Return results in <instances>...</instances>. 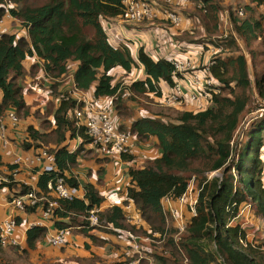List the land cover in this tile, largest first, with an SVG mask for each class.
I'll return each instance as SVG.
<instances>
[{
  "label": "trees",
  "instance_id": "1",
  "mask_svg": "<svg viewBox=\"0 0 264 264\" xmlns=\"http://www.w3.org/2000/svg\"><path fill=\"white\" fill-rule=\"evenodd\" d=\"M192 1L200 5L202 12L205 11L199 20L202 19L204 26L205 22L212 25L211 28L205 26L206 35L218 32L222 18L218 12L223 10L220 0ZM250 1L257 6L264 4V0ZM124 2L46 0L39 4H27V0H0V21L4 20L5 26L11 19L19 21L21 28L27 31V37L19 30H10L0 36V118L5 119L9 112H14L19 121L30 117L40 121L41 129L34 125L27 127L21 147L26 151L47 150L55 156L57 168L56 172L42 173L36 186H30L18 180L20 167L4 163L0 153V190L8 191V200L35 193L37 202L26 204L25 213L32 215L43 209L40 217L50 211L49 223L53 224L55 231L70 230L69 234L87 237L93 245L101 247L109 241L92 234L87 228L86 218L94 209H101L106 201L105 195L91 183L84 186L83 199H62L48 188L50 182L54 183L59 178L64 179L68 186L79 188V181L72 170L80 159L88 160L96 156L95 149L87 150L92 140L86 126L77 125L74 111L80 104L73 96L70 83L65 82L71 73V66L77 65L73 72L77 90L88 92L94 88L96 98L115 97V104L123 102L125 93L131 100L132 94L161 98L162 83L174 89L176 80L183 77L174 61L156 60L143 47L138 50L137 63L128 46L122 44L115 48L111 45L103 21L124 17ZM229 10L233 34L229 32L221 44L210 40L214 45L221 46V55H225L224 58L219 55L210 65L220 91L211 94L210 106L197 111L177 112L175 121H164L161 114L154 112L153 116L149 111H143V117H136L125 106L120 110L121 104L119 111L116 109L123 119L119 129L129 130L140 144L155 138L162 154L139 167L128 165L135 157L124 156L126 169L123 178H128L129 184L119 199L121 205L111 206L99 213L100 220H106L109 229L96 233L118 237L121 236L118 231H131L140 236H164L167 233L163 251H168L169 256L155 254L161 264H184L186 260L189 264H264V243L257 239L253 245L247 240L249 232L255 231L262 237L264 230L244 228L241 223H234L242 208L248 205L254 212L252 217L255 215L264 220V141L261 135L264 132V117L250 123L245 132L246 138L250 137L248 142L242 146L236 161L233 155L242 143L236 141V135L247 117L245 113L250 104L253 102L251 113H254L264 101V52H252L255 42H259L264 49V16L256 18L250 5L232 6ZM238 40L252 60L251 67ZM259 55L260 58H256ZM30 60L28 72L25 64ZM140 67L144 71L143 78L125 87L114 83L111 74L115 69L130 75ZM38 75H42L41 79ZM43 79L48 81L50 102L53 97L56 99L53 113L41 109L38 100H33V104L27 101L31 88H26V85ZM61 84L62 89L59 90ZM35 103L37 108L34 109L32 105ZM130 120L134 122L128 125ZM76 139H80L81 144L76 150H69L67 142ZM234 163L239 179L231 173ZM217 171L222 172L221 178L201 179L197 215L191 219L186 231L178 236V231L164 217L162 200L182 197L193 174L202 176ZM110 193L114 194L113 189ZM52 202L57 203V207H51ZM130 204L135 206L137 213L134 224L126 219L125 207ZM16 222L18 225L20 219L16 218ZM48 237V227L32 226L26 232L25 243L17 247L25 253H34ZM86 248L91 250L92 246L87 243ZM5 250L0 244V264H9ZM73 259L75 264L101 263L100 256L95 253Z\"/></svg>",
  "mask_w": 264,
  "mask_h": 264
},
{
  "label": "crops",
  "instance_id": "2",
  "mask_svg": "<svg viewBox=\"0 0 264 264\" xmlns=\"http://www.w3.org/2000/svg\"><path fill=\"white\" fill-rule=\"evenodd\" d=\"M220 3H221V6L223 7V10L221 9L218 12V14L220 18L224 16L225 21L223 25L220 22V28L218 29V32L215 31L214 32L215 34L212 33L213 35L212 34L206 35L205 26L209 25V27L211 28L212 25L209 24L208 22H205V26H204V22L202 21V19L199 20V17H201L203 13L205 14V11L202 12V10H200L199 8L200 5L196 1H192V0H174L173 5L170 6L172 10L179 12L183 18L182 26H180L179 28L173 27L171 23L167 21L166 18L159 12V10L154 11L155 16L153 18L146 20L142 23L130 24L124 20L123 16L122 17L120 16L117 18L104 20L103 26H104V29L106 31V34L109 38L111 45L115 48H119L122 44H125L126 46H128L131 49L133 59L137 63H138L137 54H138V50L141 47H143L145 51L152 58L156 60L164 58V59L174 61L178 67V70L183 75L181 79L176 80V87L174 89L180 86L184 93L185 92L193 93V88L201 89L202 90L201 92L203 93L209 92L212 89L219 91V89L217 88V86L219 85L211 73L210 65H211V62H213L215 58H217L219 55L222 54L223 48L221 46L214 45L213 43L210 42V40H212L215 44H221L223 41L222 39L227 38L229 35V32L233 34L234 26H233V23H231L232 22L231 16H230L231 12L229 10L230 7L232 6L236 7L237 5H241V6L250 5V7L254 9L253 14L255 16L257 14H262V15L264 14V4L261 6H257L255 4H252L250 0H237L234 5L232 4L224 5V0H220ZM124 5H126V2H124ZM190 6L191 8L194 9V13L192 15L185 14L184 13L186 12L185 7H190ZM155 9L157 10V8ZM191 21H193V25L194 24L200 25V28L202 29V32H203L202 37L200 38L193 37V31H195L196 29L189 27L191 25L190 24ZM13 24L15 28H12ZM170 26L173 28L170 29ZM6 27L10 29L11 31L19 30L18 32H20L21 35L27 37V31L21 28L18 21H13V19H11L10 21L7 22ZM164 36H170L169 41L171 43H173L171 39L175 40V42L173 43V47L170 44L167 45V47H164L158 44L159 42L157 41L158 38L162 39L164 38ZM237 42L241 46L244 54L246 55L247 52H246V49H244V45L241 44L240 40H238ZM260 48L262 49L261 46ZM232 55H233V52L231 53V56ZM260 56L261 55H259V57L257 56L256 58H260ZM219 57L224 58L225 55H221ZM246 58L248 59V62H249L248 64H250L251 63L250 56L249 58L246 56ZM36 60L42 63L39 59H36ZM257 61H259V59ZM28 64H29L28 65V72H29V69H30L29 66L31 64V60L28 61ZM76 69H77L76 64L75 66L74 65L71 66V69H70L71 73L68 75V83H70V86H71V83L73 82V72H75ZM134 72L136 71H133L131 74H134ZM137 72L139 73L140 78L144 77V71L142 67H140V69H137ZM40 77H42V75H38V78ZM134 81H136V79ZM209 81L212 83L211 88H209L208 86H205V84ZM161 86L163 90V97L165 99L171 97L174 89L170 88L165 83H162ZM94 91L95 89L92 88L88 92L81 93L80 97L83 100H90L93 97H95ZM1 97H2V94L0 92V100H1ZM28 100H30L29 96H28ZM204 101L205 99H202V104L204 103ZM32 102H33V98L30 100V104H32ZM181 103L182 102L173 103V104L179 106L181 105ZM210 105L211 104H209L208 106ZM33 110H32V113H33ZM184 110L195 111V109L194 108L192 109V107L188 109L184 108ZM30 119H33V118L30 117L28 120H22V122H25V123H22L19 127L17 125V128L15 127L10 128V139H11L12 146L9 147V150L3 151V152L11 153L9 156H13L12 162L10 160V157H7V158L3 157L2 155L3 152H1V149H0V153L2 155L4 163H7V164L15 163L16 156L27 155L28 159L30 160L29 161L30 164L28 166H21L20 173L17 175V177H18V180L21 181L22 183H28V185L30 186H36L38 177L41 175L39 168L42 167V164L40 162L39 163L36 162L35 159L37 156L35 155V153L36 154L37 152L39 153V151L42 149H38V150L29 149L28 151H26L21 147L23 140L19 141L20 146L17 144L19 143L18 140L25 138L27 127H29L30 125H34L33 123H30ZM133 122L134 120L128 121V125L132 124ZM40 125L41 124L39 123L38 127H36L35 125L34 126L36 128H40ZM74 141L76 140H71L67 142V145L70 144L69 150H74V149L76 150L78 146L81 144L80 139H78V141L76 142ZM149 142L153 143L154 146H156L157 144V142L155 141V138L151 139ZM89 149L94 150L92 145L90 147H87V150ZM143 150H146V146L140 145L137 155H139ZM157 153H158V156L162 154L159 149L157 150ZM262 153H263V150H262ZM94 154L96 156L93 159H88V160H85L84 158L80 159L77 167L72 170V174L79 181L80 192L84 195V186L88 183H91V184H94L103 195H105V193L106 194L108 193V195L104 196L106 201L104 205L101 207V210H104L114 205H121L120 200L123 194H121L120 197L116 194L110 195L112 193V192L110 193V191L114 189L115 187L116 179H113V178L107 179L106 175L100 176V181L104 178V182H100L101 185H98L95 182V179H92L91 176L89 175L90 174L89 171H92V173L95 174L94 172L95 170L97 171L98 174H100L102 170L104 169V167H106V171H107V166L110 164L107 160H103L99 156L96 150H94ZM79 169L87 171L85 174V178H87L88 180L80 176V173L78 171ZM128 182H129L128 178H126L123 181V184H122L123 191L129 184ZM7 195H8L7 192H5L4 190H0V198L4 199L3 203L0 204V207L7 209L8 217L13 216V217L20 219V222L18 224V233H19L18 235L21 236L23 244L25 243L26 232L30 228L31 224L34 222L43 221L44 222L43 226L49 228V236L50 234L55 232V227L53 226V224L48 223L47 221L42 219V215L39 217L40 213L28 215L25 212H20L18 210H15L11 206L7 205L6 203ZM125 210L126 212H130L134 215L137 214L135 211V206L133 204H130L129 206L125 207ZM127 214L128 213H126V215ZM5 218L2 221H0V224L6 220ZM141 225L144 226L143 223H141ZM92 234L96 235L97 237L105 238V239H107L105 235H109L105 233H96V232H92ZM70 236H71L70 239H73V241L75 242H77V240L80 239V242H82L83 244L85 243V246L87 243H89L92 247L94 246L98 247L101 250H104L107 254H111V251L107 250L109 247L115 248L116 250L115 252H117L116 261L119 264H123L122 262L124 258V248L122 244L109 242L106 246L101 247V246L93 245L90 239H88L87 237L85 238L82 235L73 234L72 236V234H70ZM42 243H40L39 246ZM45 243H47V245L49 246L47 249L48 253H52L53 255H56V253H59V249L51 247L47 239L41 245L42 248L45 247ZM72 247L73 246H69V248H72ZM87 252L89 254L95 253L96 255H98L95 249L93 248H91V250L87 249Z\"/></svg>",
  "mask_w": 264,
  "mask_h": 264
},
{
  "label": "built area",
  "instance_id": "3",
  "mask_svg": "<svg viewBox=\"0 0 264 264\" xmlns=\"http://www.w3.org/2000/svg\"><path fill=\"white\" fill-rule=\"evenodd\" d=\"M125 2L124 20L130 24H138L149 20L155 16L154 11L159 10L166 20L174 27L179 28L181 26L183 20L181 14L170 8V6L173 5L174 0H125ZM155 8H157V10ZM9 32L10 29L5 26V21L1 20L0 36ZM211 85L212 83L210 81L205 84V86H208L209 88H211ZM71 88H73V96L77 99L78 104H80V106L74 111L75 118L78 122L77 125L86 126L87 133L92 140L91 145L97 151L99 156L109 159L110 161L120 160L122 162L124 156H133L134 150L140 148V143L132 135H130V133L121 131L116 126L114 120L117 119L115 97H93L90 100H83L80 97V94L83 92L76 89L74 82L71 83ZM197 91L199 92V96L196 93H193L186 98L182 88L178 86L172 93L171 98L174 100L172 103L182 102L184 99H187L195 104L196 108H200L203 106L202 99L210 101L212 93H219V91L215 89L206 93L201 92V89H197ZM260 105V109L253 113V116L247 121L244 128H242V124L240 130L237 132L236 140L240 133L242 139L246 130L249 128L250 123L254 119L264 117V101ZM202 109L205 108L203 107ZM18 124L19 120L14 112H9L5 119L0 118L1 152L9 150V147L12 146L10 128L16 127ZM137 144H139L138 147ZM35 155L37 156L35 159L36 162H40L42 164V167L39 168L41 174L44 172L57 171L54 155L48 153L47 150H40L39 153L37 152ZM28 160L27 155L16 156L14 164L19 167L28 166ZM132 164L133 161L128 165L130 166ZM123 174L124 171L121 174V178L115 184L123 178ZM213 176L211 175L208 178L211 180L214 178ZM194 182V178L189 181L188 189L182 197L176 199L166 197L162 200L164 217L167 223H172V228H175L178 231V236L182 235L186 231L191 219L197 215V205L202 190L199 186L194 187ZM25 184L28 185V183ZM48 188L50 192H53V194L62 199L73 200L76 198H84V195L80 192L79 188L68 186L62 178H59L54 183L50 182ZM5 192L9 194L8 191ZM106 195H108V193H105V196ZM3 201L4 199L0 198V204L3 203ZM36 202L37 198L35 193L25 197H13L12 200H6L7 205L20 212L25 211L26 204L30 203L34 205ZM50 206L57 207V203L52 202L50 203ZM101 211V209H94L90 212L89 217L86 218L88 222L87 228H89L92 232H101L102 229H109L106 220H100L99 213ZM185 211L190 214L189 217L185 216ZM126 213H128L126 215L127 221L130 224H134L136 222L135 216H137V214L134 215L130 212ZM241 215L242 211L239 216ZM50 218V211H46L42 215V219L45 221ZM243 222L246 226L249 224L248 220H243ZM43 224V221L34 222L30 227L43 226ZM243 224L241 223L242 227ZM69 232L70 230H57L52 233L49 236L51 245L57 249L64 248L68 244V237L70 236ZM118 232L121 234L119 238L124 240L122 243L124 248L123 264H161L160 259L157 258L155 254L159 253V255L164 257L169 256L168 251H163L165 249L164 244L167 233L164 236H140L131 231ZM18 234L16 217L10 216L6 218V220L0 224V244L2 247L6 249L8 247L22 246L23 241L21 236ZM247 235V240L253 245L256 243L255 240L257 239H260L261 242L264 243V236L261 237V234H257L255 231H251ZM177 239L178 238L176 237L175 240L177 241ZM184 264H189L188 260H186Z\"/></svg>",
  "mask_w": 264,
  "mask_h": 264
},
{
  "label": "rangeland",
  "instance_id": "4",
  "mask_svg": "<svg viewBox=\"0 0 264 264\" xmlns=\"http://www.w3.org/2000/svg\"><path fill=\"white\" fill-rule=\"evenodd\" d=\"M44 1H46V0H27V4H39V3H42ZM236 1L237 0H224V5H228V4L234 5L236 3ZM241 3H242V1H241ZM185 10H186V12H184L185 14L192 15L194 13V9L191 8V6L185 7ZM262 16H264V14L263 15L257 14L255 17L261 18ZM224 19H225V17L222 16V18H221V24L222 25L224 23ZM190 24H191L189 26L190 28L196 29L195 31H193V37H195V38L202 37L203 32H202V29L200 28V25L199 24L193 25V21H191ZM181 26H182V23H181ZM173 27L170 26V29H172ZM12 28H15L14 24H13ZM187 30H189V29H187ZM186 31H184V32H186ZM169 39H170V36H164V38H162V39L158 38L157 41H159L158 44H160L164 47H167V45H169V44L173 47V43L175 42V40L171 39L173 42V43H171L169 41ZM257 50L259 52H264V49L260 48V45L258 44V42L257 43L255 42L252 45V52H257ZM246 56L249 58V56L247 54H246ZM41 62H43V61H41ZM251 64H252V60H251V63L249 64L250 67H251ZM28 65H29L28 62H26L25 66L27 69H28ZM135 71L136 72H134V74L126 75L123 70L117 68L114 71H112L111 75L114 76V83H121L122 87H125V86L130 85L131 82H133L135 79L138 80L140 78L139 73L137 72V69ZM38 79H41V78H38ZM65 82L68 83V78L65 80ZM28 87L31 88V92L29 93V95L27 94V101L30 103V100L32 99L31 95H33L34 96L33 100H38L37 102L42 106L41 109H45V110H47V112L53 113L54 109L56 108V103H55L56 99H55V97H53L51 102L49 100V97H51L50 96L51 93L48 91V88H49L48 81L43 79L42 81H37L31 85H26V88H28ZM61 89H62V84L59 87V90H61ZM193 93H196L199 96V92L195 88H193ZM193 93L185 92L186 98H188ZM28 96H29L30 100H28ZM132 96H133V100H131L130 97L126 93L123 95V97H122L123 102H122V100L120 102V104H121L120 110H122V107L125 106L127 109L129 108V110H131V112H134L136 117H140V116L143 117L144 116L143 111H147V112L149 111L150 112L149 114L157 112L158 114H161V117H162V119H164V121H175L177 119V116H178L177 112L183 111L184 108L188 109V108L192 107V109L194 108L195 110H200L203 107L204 108L208 107V105L210 104V102L208 100H205L202 107L196 108L195 104H193L191 101H189L187 99H184L182 101V104L177 106V105L172 103L174 100L171 97L165 99L164 97L159 98L156 96L139 97V96H134L133 94H132ZM32 104H33V102H32ZM120 104L119 103L115 104V105H117L116 109H118V111H119ZM127 104L129 107L127 106ZM252 104H253V102L250 104L251 105L250 109L245 113V115L247 117H246V120L243 121V123H242L243 124L242 128L245 127V124H247V121L253 116V113H251V109H252L251 107H253ZM32 107L34 109L37 108L36 103L34 105H32ZM36 111H34V112H36ZM129 114H131L130 111H129ZM114 120H115L116 126L119 129V127L122 125L123 119H121L117 113V119H114ZM22 123H25V122L19 121L18 127ZM30 123H33L36 127H38L40 121L33 118V119H30ZM15 128H17V126ZM120 130L129 133V130H122V129H120ZM261 135H262V138L264 141V132ZM249 138L250 137L246 138V136L244 134V136L241 139V133L238 135V138L236 141H239V142L241 141L242 143L240 145H238L236 152L233 154L235 161L237 159V156H238L240 150L242 149V146H244L246 144V142H248ZM21 140H24V139H20V140H18V142ZM76 141H78V139H76ZM76 141H74V142H76ZM17 144L20 146V142ZM140 145L146 146V150H143L139 155H137L139 148L134 150L133 156L135 157V159L133 160V165L137 166V167L143 166L148 160L158 156V153H157L158 148L156 146H154L153 143L147 142L145 144H140ZM21 146H22V144H21ZM138 146H139V144H137V147ZM74 150H72V151H74ZM10 154H11L10 152H3L2 153L3 157H6V158L10 157V160L12 162L13 156H9ZM263 158H264V147H263ZM102 159L104 160L105 158H102ZM108 162L110 164L108 163L109 165L107 166V171H106V167H104V169L102 170V172L100 174H98L96 170L94 171L95 174L92 173V171H89V173H90L89 175L91 176L92 179H95V182L98 185H101L100 182H104V178L100 181V176L106 175L107 179L113 178V179H116V182H117L121 178L122 172L126 169L125 164L120 160H111V162L110 161H108ZM29 164L30 163L28 160V165ZM98 170H100V169H98ZM78 171L80 173V176L85 178V174L87 171L81 170V169H79ZM19 173H20V169H19ZM231 173L234 176H236L237 179L240 178L236 163H234L232 165ZM214 174L205 173L202 176H197L196 174H193L191 176L190 180H192L194 178L195 182L193 185H194V187H197L201 184V181L203 180V178H206V177L208 178L211 175L212 176L214 175L213 177H218V178L222 177L221 171L214 172ZM85 179L88 180L87 178H85ZM124 180H125V178H122L117 184H115V187L113 189L114 194L118 195L119 197L121 196L122 191H123L122 184H123ZM118 186H120V187H118ZM42 210L43 209H40L39 212L37 211L36 213H42L41 212ZM241 211H242V215L239 216L234 221V223H237V224L242 223L243 224L244 223L243 220H248L249 226L246 227V225L243 224L244 228H249V229L255 228L257 231H263L264 230V220L260 217H256L255 215H254V217H252L251 213L253 212V210L249 205L243 207ZM184 213H185L186 217L190 216V214L187 211H185ZM7 215H8L7 209L0 207V221H2ZM135 217H137V216H135ZM48 221L49 220H47V222ZM169 226H170V224H169ZM75 235H77V234H75ZM70 237L71 236L68 237V244L64 248L60 247L61 249H59V253H56V255H53L52 253H48L47 249L49 246L47 245V243H45V247L42 248L41 245L44 242L39 246L37 253L34 252V253L28 254V253L23 252L19 247H17V248H16V246L15 247H8L5 250L7 252V255H8L7 261L9 262V264H75V261L73 259L74 257H76V256H79V257L91 256V253L89 254L87 252V248L85 246V243L83 244L82 242H80V239L77 240V242H75V241H73V239H70ZM105 237L111 243L122 244L124 242L123 239L119 238L116 235H105ZM47 239L49 241V237ZM48 243H50V241ZM50 246L53 247L51 245V243H50ZM69 246H73V247L69 248ZM53 248H56V247H53ZM92 248L95 249L96 253L100 256V259H101L100 264H119L116 261L117 252H115L116 251L115 248L109 247L107 249V250L111 251V254H107L104 250H101L100 248L95 247V246Z\"/></svg>",
  "mask_w": 264,
  "mask_h": 264
}]
</instances>
